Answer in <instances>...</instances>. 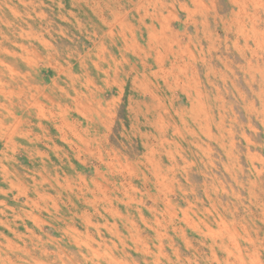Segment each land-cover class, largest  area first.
Masks as SVG:
<instances>
[{"label": "rangeland", "instance_id": "obj_1", "mask_svg": "<svg viewBox=\"0 0 264 264\" xmlns=\"http://www.w3.org/2000/svg\"><path fill=\"white\" fill-rule=\"evenodd\" d=\"M0 264H264V0H0Z\"/></svg>", "mask_w": 264, "mask_h": 264}]
</instances>
